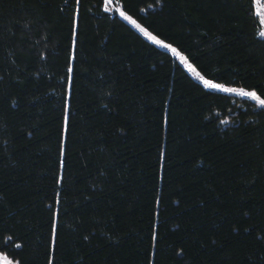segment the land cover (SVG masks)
<instances>
[{
    "label": "trees",
    "instance_id": "1",
    "mask_svg": "<svg viewBox=\"0 0 264 264\" xmlns=\"http://www.w3.org/2000/svg\"><path fill=\"white\" fill-rule=\"evenodd\" d=\"M144 29L175 49L150 42ZM253 0H0V253L264 264Z\"/></svg>",
    "mask_w": 264,
    "mask_h": 264
},
{
    "label": "rangeland",
    "instance_id": "2",
    "mask_svg": "<svg viewBox=\"0 0 264 264\" xmlns=\"http://www.w3.org/2000/svg\"><path fill=\"white\" fill-rule=\"evenodd\" d=\"M253 5H254V13L256 14L258 21L260 23V28L258 31V34L260 36L264 37V0H253ZM137 29L152 43H154L156 46L165 49L167 51H169L171 53L172 56H174L176 58V60L181 64V66L189 73L192 75H195V71L194 69L190 66V64L183 58H181L182 56L180 54H178L176 51H173V48L171 47H166L168 45H165L164 43L161 44H157L154 40L150 39L148 36H146L144 34V32L137 27ZM200 82L209 88H215V89H219L221 91H224L226 93L232 94V95H237V96H244L247 97L249 99L255 100L257 103L260 104L259 99H254L251 96L248 95H244L243 93H251V91H244L241 90L239 88H235V87H225V86H221L218 84H214L213 82L209 81L211 85H217V87H212L209 85L205 84V81H208L202 77L199 78ZM0 264H16L15 261L9 259L8 257H6L3 253H0Z\"/></svg>",
    "mask_w": 264,
    "mask_h": 264
},
{
    "label": "snow or ice",
    "instance_id": "3",
    "mask_svg": "<svg viewBox=\"0 0 264 264\" xmlns=\"http://www.w3.org/2000/svg\"><path fill=\"white\" fill-rule=\"evenodd\" d=\"M144 34L146 36H148L150 39L154 40L157 44H161L163 43L162 41L158 40L156 37L152 36L150 33H148L146 30L141 29ZM166 47H170V46H166ZM173 51H176L175 49H173ZM183 59V57H181ZM206 85L212 86V87H217V85H211L209 81H205ZM244 95H248L253 97L254 99H259V97L256 95L255 92H251V93H243ZM260 104L264 105V99H259Z\"/></svg>",
    "mask_w": 264,
    "mask_h": 264
}]
</instances>
